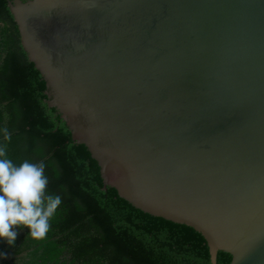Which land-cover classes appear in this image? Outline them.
<instances>
[{
  "label": "water",
  "instance_id": "water-1",
  "mask_svg": "<svg viewBox=\"0 0 264 264\" xmlns=\"http://www.w3.org/2000/svg\"><path fill=\"white\" fill-rule=\"evenodd\" d=\"M43 106L115 220L264 264V0H8Z\"/></svg>",
  "mask_w": 264,
  "mask_h": 264
},
{
  "label": "trees",
  "instance_id": "trees-1",
  "mask_svg": "<svg viewBox=\"0 0 264 264\" xmlns=\"http://www.w3.org/2000/svg\"><path fill=\"white\" fill-rule=\"evenodd\" d=\"M7 1L0 0V146L16 166L44 163L46 195L62 202L44 239H33L27 227H14L12 245L0 239V264H211L177 256L145 228L113 218L63 121L43 106Z\"/></svg>",
  "mask_w": 264,
  "mask_h": 264
},
{
  "label": "clouds",
  "instance_id": "clouds-1",
  "mask_svg": "<svg viewBox=\"0 0 264 264\" xmlns=\"http://www.w3.org/2000/svg\"><path fill=\"white\" fill-rule=\"evenodd\" d=\"M5 133V139L10 140L7 130ZM44 168L42 162L29 161L16 166L6 157V146H0V239L9 245L17 235L14 227H27L37 240L49 232L50 218L62 201L59 195H46Z\"/></svg>",
  "mask_w": 264,
  "mask_h": 264
}]
</instances>
